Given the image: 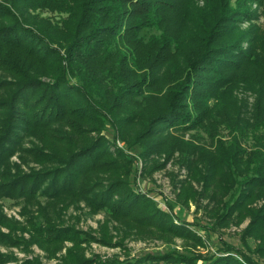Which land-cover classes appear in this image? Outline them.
Instances as JSON below:
<instances>
[{"label":"trees","instance_id":"16d2710c","mask_svg":"<svg viewBox=\"0 0 264 264\" xmlns=\"http://www.w3.org/2000/svg\"><path fill=\"white\" fill-rule=\"evenodd\" d=\"M152 28L160 34L140 36ZM240 89L253 96L250 112L235 101ZM192 131L208 141L185 140ZM117 140L140 148L143 173L177 155L178 203L212 205L218 226L248 220L242 236L264 257V0L0 1V200L25 204L23 223L0 206V247L36 246L57 264H257L229 245L218 257L193 254L203 240L133 187ZM71 207L103 214L97 236L67 225ZM127 238L180 240L183 251L86 256L84 245ZM0 264L44 263L0 252Z\"/></svg>","mask_w":264,"mask_h":264},{"label":"rangeland","instance_id":"374dc122","mask_svg":"<svg viewBox=\"0 0 264 264\" xmlns=\"http://www.w3.org/2000/svg\"><path fill=\"white\" fill-rule=\"evenodd\" d=\"M4 1V0H0ZM198 3V6L201 7L203 0H195ZM231 5L234 6L235 0H230ZM252 10L259 9L256 4H252ZM36 14H39L42 18H47L52 22L56 23L59 19V16L55 13L49 11H37ZM263 19L260 9V17L257 19V24H262ZM248 23L242 24V27H247ZM159 31L156 29H146L140 33V36L143 37L146 41L154 36L159 35ZM75 82V80H72ZM235 101L239 106H244V110L250 112L251 104L253 102V96L248 92H243L241 89L235 92ZM112 128L107 125L104 135L106 138L112 140ZM193 135L198 136L199 139L208 141L207 135L203 131H192L184 135L185 140H189ZM220 136L223 139H227V130L220 128ZM116 145L121 149L128 158L133 161V175H132V185L133 187L141 193L146 194L149 198L155 201L158 207L161 210L168 211L176 219L178 223L188 224L190 229L200 237L204 242V247H197L196 249L191 248L193 254L202 255L204 257L211 256H221L220 252L224 245H229L235 250L240 251L246 254L248 257L253 259L257 264H264V257L259 256L254 252L255 241L249 238H243V230L248 224L246 220L240 226L233 224H228L226 226H218L215 223V219L211 217V213L208 212V209L212 205H209L208 208L204 211L203 209H196L194 203H189V206H182L178 203L175 198L177 188L181 179L185 178L186 170L179 165L176 161L177 155L173 160L167 163V165L161 171H156L154 173H146L143 170L145 168V163L140 157V148L134 147L128 149L125 144L116 141ZM208 145V144H204ZM158 163H161L162 158L156 159ZM12 161L17 162V158H13ZM33 164L29 165V168H34ZM22 169L28 171V168L22 166ZM145 174V176H144ZM196 187V186H195ZM198 188V187H196ZM226 197L224 200H227ZM41 205H45V200L40 199ZM208 199L201 201V206L208 205ZM261 204V203H259ZM0 206L2 211L7 217L17 220L21 223L24 222L25 217L23 214V208L25 207L24 202L16 200H0ZM81 207H83L81 205ZM64 219L66 220L67 225L75 226L76 228L90 232L95 236L98 235L99 225L104 221L103 214L98 215H88L86 209H75L71 207L65 214ZM3 232H7L6 229H2ZM27 238V235L24 236ZM68 246V244H67ZM86 256L97 255L103 260L112 259L118 257L120 260L127 258L130 261L139 259L147 254L151 255H160L167 253L171 250H179L182 252V241L175 240L174 243L165 244L157 240H137L133 238H127L123 247H105L98 243H91L89 245H84ZM32 253L25 255L17 249H5L0 247L1 253L12 252L18 259L39 257L44 264H57V260H47L45 254L39 250L36 246H32ZM64 250L58 254L62 256ZM238 258V257H237Z\"/></svg>","mask_w":264,"mask_h":264}]
</instances>
